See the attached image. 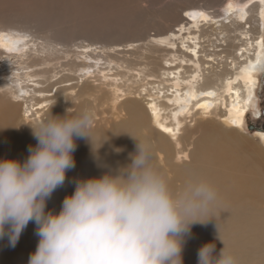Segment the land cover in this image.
Segmentation results:
<instances>
[{
    "label": "bare ground",
    "instance_id": "1",
    "mask_svg": "<svg viewBox=\"0 0 264 264\" xmlns=\"http://www.w3.org/2000/svg\"><path fill=\"white\" fill-rule=\"evenodd\" d=\"M4 5L1 0L0 7ZM172 17L169 27L157 28L163 33L148 37L142 46L131 40L127 46L106 47L86 38L55 45L0 27V159L23 161L28 156L29 146L37 141L26 142L25 148L26 128H31L30 121L41 120L45 108L50 106L47 116L66 110L75 114L81 100L90 97L103 110L95 115L98 127L90 135L100 127L114 135L122 131L99 141L103 153L79 150L87 142L77 141L75 168L45 210L59 212L65 196L74 191L75 178L99 176L108 166L130 163L119 161L122 152L133 148L128 144L130 128H143L147 134L151 129L160 166L176 177L194 170L218 191L219 203L200 219H218L214 226L208 223L215 238L239 249L251 244L240 241L248 238L244 235L264 230V212L252 202L254 196L264 197V158L236 134L254 102L256 73H264V0L251 5L228 0L220 8L194 3L176 14L174 22ZM17 129L20 138L13 137ZM193 138L185 151L182 142ZM35 231L30 222L14 248L7 237L0 239V264L29 259L39 239ZM215 245L216 250L223 248L220 240ZM190 248L183 249L186 259L197 255Z\"/></svg>",
    "mask_w": 264,
    "mask_h": 264
},
{
    "label": "clouds",
    "instance_id": "2",
    "mask_svg": "<svg viewBox=\"0 0 264 264\" xmlns=\"http://www.w3.org/2000/svg\"><path fill=\"white\" fill-rule=\"evenodd\" d=\"M94 110L53 115L31 127L37 143L23 160L0 159V239L15 247L30 222L39 238L27 264H183L192 225L219 203L214 186L186 173L173 187L155 163L148 139L134 136L130 163L99 176L74 179L59 212L46 211L55 190L75 168L78 139L91 140ZM198 249L197 264H238L223 239Z\"/></svg>",
    "mask_w": 264,
    "mask_h": 264
},
{
    "label": "rangeland",
    "instance_id": "3",
    "mask_svg": "<svg viewBox=\"0 0 264 264\" xmlns=\"http://www.w3.org/2000/svg\"><path fill=\"white\" fill-rule=\"evenodd\" d=\"M226 1L228 0H5L6 5L0 7V27H12L14 30L24 31L26 34H30L36 39L41 38L44 41L47 38L55 42V45L61 41H77L78 39L86 38L92 43H98L106 47L127 46L131 43V40L142 46V42L148 37L154 36L157 32L163 33L162 31H157V28H167L170 26L172 23L169 21L171 14H173L172 20L174 22L176 14L183 13L185 9L193 7L194 3L220 8L223 7ZM239 1L242 3L249 2L251 5L252 2L257 0ZM260 24L262 25V23ZM50 29L54 31L48 32ZM131 58L133 59L134 56H131ZM255 78L252 85L255 88L252 108L244 117L243 128L237 131L236 134L245 141L252 143L257 148L259 155L264 158V138H261L258 134H264V105H262L264 104V73L257 72ZM2 102L4 103V100ZM56 104L57 100L52 102L53 106H56ZM49 107L43 110L41 120H37L38 122L30 121L31 127H35L42 120L49 117L47 116ZM80 107L81 109L84 107L94 108V117L97 113L98 115H102L101 113L103 112L101 106L97 107L99 110L96 108L95 103L90 97L82 99ZM260 115L262 117L257 123L255 118H258ZM93 125L92 128L98 127L97 123ZM250 125H257L262 130L252 131L249 129ZM28 127L26 131L29 133V139L23 140L25 148L26 142L36 140L32 135V129H28ZM148 128L150 129V126ZM121 129L124 130V127ZM20 131L21 129L14 130L13 137L18 138ZM120 131L122 130H118L116 133ZM130 132L128 144L133 148H127L122 152V156L119 157V161L121 159L120 162L124 158L129 160V153L135 151L136 141L132 136L138 139L146 138L152 144L154 143L151 129L149 134L143 128L137 130L130 128ZM115 135L103 131L102 127H100L97 132L91 135L92 142L86 139L77 140L79 143L87 142V146L91 150L87 149V146L79 150L103 153L102 147L104 144H100L99 141L107 142ZM193 135V137L197 136V134ZM195 138L182 142V148L185 151L188 148L191 149V146L188 147V145ZM154 150L155 157H157L158 148L154 147ZM12 154L14 156L17 152H13ZM155 163L166 173L173 187L178 188L182 184L187 172L176 177L174 171L173 173L169 171L170 168L160 166V163L156 160ZM191 171L194 172V170ZM248 191L252 192L253 190ZM255 194L260 195L257 191H255ZM260 196L262 198L254 196L252 202L258 210L264 212V197ZM53 212L58 211L53 210ZM215 221H218V219H211L204 223L192 225L191 232L183 244V249L189 246L191 247L189 252L196 254L194 249L197 248H195L194 244L204 245L210 242L218 244L219 240L215 238L213 228L210 226H214ZM226 221L229 220L227 219ZM244 236L248 238H242L240 241L244 244L250 241V245H244L239 249H230L238 264H264V247L261 245V242L264 240V230L256 229L253 233H248ZM216 251L219 252L220 249ZM243 255L247 257L238 260ZM184 259H186V256L182 255V260ZM27 262L28 258L21 257L20 259H13L8 264H27ZM192 263L197 264V255H194L191 259L187 258L186 262L183 261V264Z\"/></svg>",
    "mask_w": 264,
    "mask_h": 264
},
{
    "label": "flooded vegetation",
    "instance_id": "4",
    "mask_svg": "<svg viewBox=\"0 0 264 264\" xmlns=\"http://www.w3.org/2000/svg\"><path fill=\"white\" fill-rule=\"evenodd\" d=\"M264 64V63H263ZM257 91V90H256ZM262 105H264V104H262ZM261 115L258 117V118H255L256 120H257V123L260 121V119H261ZM245 119V118H244ZM249 129H251L252 131H254V130H257V131H261L262 130V128H260L259 126H257V125H250L249 126ZM261 134H263V133H261Z\"/></svg>",
    "mask_w": 264,
    "mask_h": 264
},
{
    "label": "snow or ice",
    "instance_id": "5",
    "mask_svg": "<svg viewBox=\"0 0 264 264\" xmlns=\"http://www.w3.org/2000/svg\"><path fill=\"white\" fill-rule=\"evenodd\" d=\"M164 131H166V132H171V131H172V129L165 128V129H164Z\"/></svg>",
    "mask_w": 264,
    "mask_h": 264
}]
</instances>
